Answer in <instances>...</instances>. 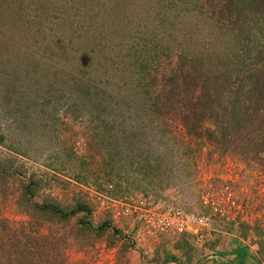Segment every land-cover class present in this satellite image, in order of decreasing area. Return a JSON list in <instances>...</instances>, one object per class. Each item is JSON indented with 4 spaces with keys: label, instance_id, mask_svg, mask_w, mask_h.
I'll use <instances>...</instances> for the list:
<instances>
[{
    "label": "rangeland",
    "instance_id": "374dc122",
    "mask_svg": "<svg viewBox=\"0 0 264 264\" xmlns=\"http://www.w3.org/2000/svg\"><path fill=\"white\" fill-rule=\"evenodd\" d=\"M44 3L57 10L68 4L85 6L89 14L100 12L94 7L102 3L111 14H100V21L112 20V37L135 49L141 48L140 38L150 30L153 17L157 25L165 24L164 35L173 40L164 43L169 45L166 52L172 64L176 52L184 49L181 43L190 38V42L204 38L210 44L211 39L220 41L227 35L212 22L216 16L204 0ZM168 11H173V16ZM65 43L70 46V42ZM162 57L166 67L167 60ZM128 70L123 79L119 81V76L113 82L121 86L108 90L99 102L105 115L96 114L87 99L85 104L76 100L71 88L61 84L57 76L41 90L44 111H31L34 96L27 101L13 100L0 89V163L16 171L0 173V218L7 217L16 223L13 225H33L34 217L22 211L19 200L32 177L37 180L35 201H53L64 208L83 201L91 209L88 218L93 226L107 220L126 236L119 238L110 230L100 235L79 231L76 224L81 212L68 220H44L58 242L56 250L60 248L68 263L239 264L242 259L243 264H264V151L259 153L254 147L260 137L252 132L249 144L237 143L234 148L224 149L209 140L199 144L197 138L186 135L181 114L164 109L152 122L141 123L134 109L130 111L122 101L123 93L133 100L131 91H124L132 68ZM161 71L160 64L157 75ZM198 93L196 88L194 94ZM132 157L142 159L137 164L140 167L149 157L155 168L135 172ZM172 208L203 218L206 224L181 233L153 224L154 215Z\"/></svg>",
    "mask_w": 264,
    "mask_h": 264
},
{
    "label": "trees",
    "instance_id": "16d2710c",
    "mask_svg": "<svg viewBox=\"0 0 264 264\" xmlns=\"http://www.w3.org/2000/svg\"><path fill=\"white\" fill-rule=\"evenodd\" d=\"M45 1L0 0V89L6 91L5 95L18 101L34 96L31 111H44L41 90L52 76H57L61 84L71 88L76 100L85 104L87 99L96 114L105 115L99 102L105 93L121 86L113 83L116 77L121 76L120 81L124 71L132 68L124 91L130 90L133 100L129 101L130 95L123 93L122 101L130 111L134 109L141 123L152 122L162 109L178 112L186 135L197 138L199 144L209 140L224 149L234 148L237 143L249 144L248 138L252 139L254 132L260 137L254 147L259 153L264 151V0H204L211 15L216 16L209 19L224 28L225 31L220 29L227 35L220 41L211 39L210 44L204 38L194 42L190 38L189 43H181L184 49L176 52L173 64L166 52L169 45H164L173 40L164 35L165 24L157 25L151 13L150 30L140 38L141 48L135 49L112 37V20L100 21V14H111L102 3L94 7L100 12L89 14L85 6L68 4L57 10ZM168 14L173 16L174 12ZM208 31L212 28L208 27ZM162 56L167 60L166 67ZM119 63L128 65L121 68ZM196 88L198 94H194ZM235 135L240 139H233ZM2 139L0 134V142ZM140 160L130 159L135 172L155 168L149 157L141 167L137 166ZM7 166L0 163L1 174L16 173ZM36 187L37 180L30 177L19 197L22 211L34 217L33 225H13L16 223L7 217L0 218V264H75L64 260L60 248L56 250L58 242H54L55 236L48 232L44 220H68L80 212L76 224L79 231L100 235L110 230L117 237L126 238L107 220L93 226L88 218L91 209L83 201L70 208L53 201H35Z\"/></svg>",
    "mask_w": 264,
    "mask_h": 264
},
{
    "label": "built area",
    "instance_id": "2783aa9c",
    "mask_svg": "<svg viewBox=\"0 0 264 264\" xmlns=\"http://www.w3.org/2000/svg\"><path fill=\"white\" fill-rule=\"evenodd\" d=\"M172 209L165 213L154 215L151 219L153 224L161 229H170L177 233L188 231L192 226L206 224L203 218L194 217V215L185 213L179 209Z\"/></svg>",
    "mask_w": 264,
    "mask_h": 264
},
{
    "label": "crops",
    "instance_id": "0c3cea01",
    "mask_svg": "<svg viewBox=\"0 0 264 264\" xmlns=\"http://www.w3.org/2000/svg\"><path fill=\"white\" fill-rule=\"evenodd\" d=\"M240 255V254H239ZM242 261V262H241ZM231 262V261H230ZM234 264H237L236 262L234 263ZM239 264H243V260L242 259H240L239 260Z\"/></svg>",
    "mask_w": 264,
    "mask_h": 264
}]
</instances>
